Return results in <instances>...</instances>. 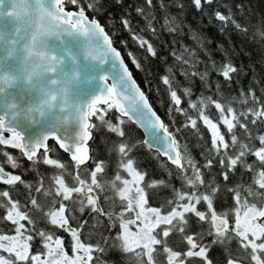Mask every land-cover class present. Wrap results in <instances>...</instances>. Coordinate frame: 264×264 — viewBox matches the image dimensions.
Returning a JSON list of instances; mask_svg holds the SVG:
<instances>
[{"label":"snow or ice","instance_id":"6c2138e0","mask_svg":"<svg viewBox=\"0 0 264 264\" xmlns=\"http://www.w3.org/2000/svg\"><path fill=\"white\" fill-rule=\"evenodd\" d=\"M215 2L192 0L200 12L207 6L222 30L227 26L247 36V28L232 16L212 10ZM80 3L0 0V146L18 150L30 167L42 164L57 170L46 187L43 179L30 184L22 174L0 166V185L8 186L0 189V221L10 228V233L0 232V264H101L96 253L103 254L106 249L81 239L87 222L77 227L70 224L72 213L83 214L85 209L108 216L109 227L116 229L110 246L125 254L129 264H264V134L253 136L250 127L264 126V96L249 91L239 100L244 110L237 112L232 103L214 97L192 99L190 88L178 94L172 78L161 77L173 106L166 114L183 115V128L196 129L198 121L202 122L211 133V150L222 169L219 175L227 182L231 173L242 168L250 183L229 187L207 179L187 146L180 143L176 133L181 127L172 131V125L158 115L114 46L111 34L96 16L86 14V9L99 13L101 0H93L86 7ZM145 3L151 5L153 0ZM66 4L77 6V10H66ZM136 11L144 14V9ZM120 23L139 48L151 57L158 56L153 43L139 35L127 17ZM260 24L258 37L264 44V18ZM152 30L155 32L154 26ZM64 35L82 37V53L67 45L57 50L50 44L53 37ZM194 39L200 41L199 36ZM127 55L136 70H141L140 60L132 52ZM216 71L231 82L238 68L225 60ZM209 107L219 113L217 121L207 114ZM110 111L119 114L118 123L105 118ZM93 118L99 125L92 122ZM127 123L143 130L146 138L134 141L125 130ZM36 126L47 130L33 132ZM68 126L74 127L71 134ZM97 127H106L120 138L111 148L117 157L112 175L106 161L90 155L89 141ZM237 129L242 130V136ZM50 139L70 155L74 171L67 163L51 158ZM140 148L165 157L166 165L170 162L174 166L170 175L181 181V188L172 185L171 180L146 181L147 173L139 168L134 155ZM2 155L11 169L21 168L15 156L7 152ZM249 157L254 159L249 162ZM203 167L211 169L213 160ZM18 185L26 193L23 202L11 194L19 191ZM168 187L172 198L159 207L149 206L148 190ZM109 191L110 196H103L109 208L106 212L101 194ZM222 191L229 193L233 201L227 210L216 207ZM193 217L201 231H190ZM41 223L44 227L38 226ZM57 231L68 233V244ZM214 247L221 249L219 261L210 256Z\"/></svg>","mask_w":264,"mask_h":264},{"label":"trees","instance_id":"16d2710c","mask_svg":"<svg viewBox=\"0 0 264 264\" xmlns=\"http://www.w3.org/2000/svg\"><path fill=\"white\" fill-rule=\"evenodd\" d=\"M91 2L93 0H81L79 6L86 7ZM101 2L103 8L99 13L86 9V14L90 18L96 16L105 26L106 31L111 34L114 46L121 51L137 83L148 95L158 115L166 123L172 125V131L175 132L177 127L186 123V118L180 114L171 116L166 114L167 110L173 106L166 86L161 83V77L164 75H169L174 84L178 85V94L184 88H190L193 93L192 99L203 96L214 97L222 103H232L237 112L244 110L239 100L244 98L249 91H253L257 97L264 96V44L258 37L260 21L264 18V0H216L212 6L213 11L227 13L236 22L245 26L247 36L242 31L227 26H225L227 30H222L221 23L209 15V8L205 6L203 12H200L193 6L192 0H153L151 5H147L145 0H119V2L118 0H101ZM138 8L144 9V14L138 13L136 11ZM66 9L77 10V6L66 4ZM125 17L129 19L132 28L137 30L139 35L153 43L158 53L157 57L146 54L137 46V42L131 39V33L120 23ZM169 28L173 30L169 31ZM196 36L200 37L199 42L194 39ZM121 41L126 42V45ZM128 52H132L140 60L141 70L137 71L133 66L127 55ZM177 56L181 59L177 60ZM225 60L238 68L231 82L226 81L216 71V68ZM201 75H204L203 80L200 79ZM183 99L190 98L183 97ZM190 111L195 117L196 113L193 110ZM207 114L214 121L219 118V113L211 107L207 109ZM117 116L115 111H110L105 118L115 124L118 123ZM173 119L176 123H172ZM92 122L99 125L96 118H93ZM124 127L134 141L143 139L141 132L133 124L127 123ZM250 127L253 136L264 134V126L257 124L250 125ZM221 131H226L223 125H221ZM236 131L238 135H243L242 130L237 129ZM176 135L180 143L186 145L188 152L198 161L207 179H214L221 186L229 187L237 184L246 187L250 183L249 175L242 168L231 173L230 180L227 182L219 175L222 169L216 164L215 153L211 150V133L202 122L198 121L196 129L181 127ZM119 139L115 134L107 131L106 127H97L93 131L90 155L106 161L109 175L116 171L117 157L111 148ZM226 139H230V136L226 135ZM48 144L51 149V158L67 163L74 171L67 155L59 150L53 141H49ZM253 146H256L255 141H253ZM5 152L15 156L21 163V168L11 169L2 155ZM134 155L139 168L147 173L146 181L171 180L172 185L178 189L181 188V181L174 178V175H170V171L173 173L175 171L174 166L169 163L166 165L165 158L157 156L153 151L149 152L146 148L134 151ZM209 159L213 160V167L204 168L203 166ZM248 159L251 162L254 158L249 157ZM0 166H4L6 171L14 174H22L23 179L30 184L35 185L38 180L43 179L46 187L53 172L57 171L42 164L30 167L28 161L20 158L18 150L7 146H0ZM26 168L29 171H25ZM5 188L8 186L0 185V189ZM17 188L19 191H13L11 194L23 202L26 195L25 190L22 185H18ZM169 190L171 191V187L148 190L149 206H161L166 199H169L166 195ZM105 194L110 196L111 192L101 194V205L107 212L109 208L103 200ZM33 195L40 197L39 193H33ZM219 197L220 200L226 199L224 201L231 199L226 191H222ZM72 216L74 217L70 220L72 227L79 226L83 221L87 222L81 233V239L85 243L101 244L106 249L103 254L96 253L100 257L101 264H129L125 254L110 246L116 229L109 227L111 221L107 215L98 216L85 209L83 214L76 211L72 213ZM38 226L44 227L43 223ZM6 231L10 233L9 226L0 221V232ZM56 234L62 236L66 244L70 241L68 233L57 231ZM69 254H71L70 249Z\"/></svg>","mask_w":264,"mask_h":264},{"label":"water","instance_id":"95a60500","mask_svg":"<svg viewBox=\"0 0 264 264\" xmlns=\"http://www.w3.org/2000/svg\"><path fill=\"white\" fill-rule=\"evenodd\" d=\"M67 10V9H66ZM69 11H76V10H69ZM82 41H83V38L82 37H73V36H67V35H64V36H61V37H53L50 41V44L56 48L57 50H60L61 48H63L65 45L69 46V47H72L74 51H77V52H81L83 51V45H82ZM63 42V43H62ZM83 98H86V97H82ZM117 113V112H116ZM0 114H2V111H0ZM118 114V113H117ZM119 115V114H118ZM134 125V124H133ZM142 134L143 136V139L146 138L145 134L143 133V130L139 129L136 125H134ZM47 130L45 127H41V126H36L35 128L32 129L33 132H41V131H45ZM74 131V127L73 126H68V133L71 134L72 132ZM49 141H53L55 143V145L58 147L59 150H61L63 152L62 149L59 148V145L56 143V141L54 140H49ZM48 141V142H49ZM90 142L89 141V148H90ZM43 151V150H41ZM153 152H155L153 150ZM64 153V152H63ZM65 155H67V157L69 158L70 160V155L67 154V153H64ZM162 158H165L161 155ZM166 159V158H165ZM170 164V162H169Z\"/></svg>","mask_w":264,"mask_h":264},{"label":"flooded vegetation","instance_id":"af4514ba","mask_svg":"<svg viewBox=\"0 0 264 264\" xmlns=\"http://www.w3.org/2000/svg\"><path fill=\"white\" fill-rule=\"evenodd\" d=\"M166 195H168L167 198H169V199L172 198V194H171L170 190L166 193ZM224 200H226V199L220 200V198H219V201L216 203V207L218 210H227L229 208V206H231L233 204V201L231 199L227 200V201H224ZM198 208H201V210H203V206H198ZM230 223H231V221H230ZM190 231L191 232L201 231V228H200L199 224L196 222L195 217L192 218ZM208 239H210V238H208ZM205 242H207V240ZM170 243L176 244V243H178V241L170 240ZM232 246L235 247V244H233ZM210 256L213 257L217 261L221 260V258H222L221 249L219 247H214L213 251L210 253Z\"/></svg>","mask_w":264,"mask_h":264},{"label":"rangeland","instance_id":"374dc122","mask_svg":"<svg viewBox=\"0 0 264 264\" xmlns=\"http://www.w3.org/2000/svg\"><path fill=\"white\" fill-rule=\"evenodd\" d=\"M134 230V229H133Z\"/></svg>","mask_w":264,"mask_h":264}]
</instances>
